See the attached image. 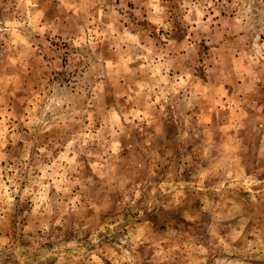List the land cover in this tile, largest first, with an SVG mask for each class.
I'll list each match as a JSON object with an SVG mask.
<instances>
[{
	"label": "clouds",
	"instance_id": "1",
	"mask_svg": "<svg viewBox=\"0 0 264 264\" xmlns=\"http://www.w3.org/2000/svg\"><path fill=\"white\" fill-rule=\"evenodd\" d=\"M0 264H264V0H0Z\"/></svg>",
	"mask_w": 264,
	"mask_h": 264
},
{
	"label": "rangeland",
	"instance_id": "2",
	"mask_svg": "<svg viewBox=\"0 0 264 264\" xmlns=\"http://www.w3.org/2000/svg\"><path fill=\"white\" fill-rule=\"evenodd\" d=\"M55 46H57V45L54 44V47H55ZM64 47H67V45H65ZM207 51H208V49H207V48H204V52H207ZM64 62H65V64H66V63H67V60L65 59Z\"/></svg>",
	"mask_w": 264,
	"mask_h": 264
}]
</instances>
